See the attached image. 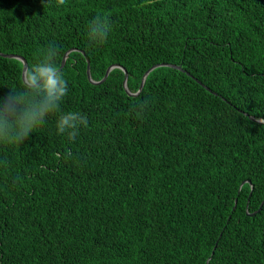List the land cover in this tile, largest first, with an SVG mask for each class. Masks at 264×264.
Here are the masks:
<instances>
[{
	"label": "trees",
	"instance_id": "1",
	"mask_svg": "<svg viewBox=\"0 0 264 264\" xmlns=\"http://www.w3.org/2000/svg\"><path fill=\"white\" fill-rule=\"evenodd\" d=\"M53 48L88 123L0 140V264H264V0H0V53Z\"/></svg>",
	"mask_w": 264,
	"mask_h": 264
},
{
	"label": "clouds",
	"instance_id": "2",
	"mask_svg": "<svg viewBox=\"0 0 264 264\" xmlns=\"http://www.w3.org/2000/svg\"><path fill=\"white\" fill-rule=\"evenodd\" d=\"M91 22L93 37L97 41L106 40L109 32L103 21L93 17ZM55 55L56 50L50 49L44 59L29 69L23 87L0 92V140L22 144L53 115L56 116V131L69 139L76 136L79 126L87 125L85 116L61 109L68 94V81L58 70Z\"/></svg>",
	"mask_w": 264,
	"mask_h": 264
},
{
	"label": "water",
	"instance_id": "3",
	"mask_svg": "<svg viewBox=\"0 0 264 264\" xmlns=\"http://www.w3.org/2000/svg\"><path fill=\"white\" fill-rule=\"evenodd\" d=\"M67 55H68V53H67V54L64 56V58H63V61H62L61 67L59 68L60 71L63 69V67H64L65 64H66V58H67ZM0 56H2V57H6V58L18 59V60H21V61L24 63V68H23V80H24V83H26V80H25V74H26V72H27V70H28V63H27L26 59L23 58V57H21V56H19V55L4 54V53H0ZM159 67H170V68H174V69H181V67H179V66H176V65H170V64H159V65H155V66L151 67V68H150V69L144 74V76H143V78H142V83H141V86H140V90H139V92H138L137 94L130 93V91H129V89H128V85H127L128 76H129V75H128V72H127L126 69H124V68L121 67L120 65H113V66H111V67L107 70L105 77H104L101 81L97 82V81H94V80L92 79V76H91V67H90V63L88 62L87 75H88V79H89V81H90L92 84H95V85H96V84H101V83H103V82H105V81L107 80V78H108L110 72H111L113 69H115V68H120V69H122V70L125 72V80H124L123 85H124L126 91L128 92L129 95H131V96H135V95H138V94L142 91V89H143V87H144V84H145V81H146V78L148 77V75H149L153 70H155V69H157V68H159ZM200 83H201V82H200ZM261 121L263 122V120H261ZM248 182L250 183V181H248ZM252 189H253V186H252ZM263 205H264V201L262 202V204H261V206H260V208H259L258 211H256V212L253 213V214H249V215H250V216H253V215H255L256 213H259V212L261 211ZM210 260H211V258L207 261V264H208V262H209Z\"/></svg>",
	"mask_w": 264,
	"mask_h": 264
}]
</instances>
